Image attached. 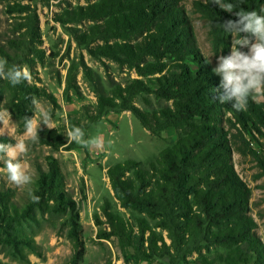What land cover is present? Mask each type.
I'll use <instances>...</instances> for the list:
<instances>
[{
  "label": "trees",
  "instance_id": "obj_1",
  "mask_svg": "<svg viewBox=\"0 0 264 264\" xmlns=\"http://www.w3.org/2000/svg\"><path fill=\"white\" fill-rule=\"evenodd\" d=\"M226 2L234 4V12L243 8L259 13L264 8V0ZM195 9L209 21L214 53L229 55L232 34L219 25L236 19L234 12L220 9L211 0L195 2ZM64 17L61 19L68 22L92 23L76 39L93 57L107 58L138 75L125 85L116 84L110 94L99 90L94 118L117 108L136 116L152 135L160 136L168 128L177 132L176 142L160 151L148 167L127 159L107 169L120 206L143 216L135 222L125 219L105 199L100 213L94 216L97 225L107 227L99 230L98 238L115 237L146 261L168 258V264H181L194 253L220 246L227 250L222 256L224 264H264V244L255 232L256 221L248 214L251 188L233 163L234 147L241 155H253L258 160L259 154L250 147L246 135L251 131L249 125L264 128V101L258 103L252 97L242 111L232 108L231 103L219 102L215 88L220 77L196 46L179 0H86L66 10ZM2 55L12 66L14 58ZM17 91L20 97L31 93L25 82ZM146 94L172 104L143 110L136 99L143 96L148 105ZM22 110L24 128L25 117L34 113L25 105ZM0 143L12 140L1 136ZM39 143L54 151L76 145L68 144L57 129L42 135ZM45 159L46 170L40 168L32 191L39 197L38 203L31 199L21 208L13 201L11 190L0 188V239L11 245L14 255H24L21 247L38 254V246L25 234L26 225L41 222L36 211L42 219L61 218L72 244L70 263L78 264L85 253L78 205L67 191L58 158L50 154ZM258 162L264 173V158Z\"/></svg>",
  "mask_w": 264,
  "mask_h": 264
},
{
  "label": "rangeland",
  "instance_id": "obj_2",
  "mask_svg": "<svg viewBox=\"0 0 264 264\" xmlns=\"http://www.w3.org/2000/svg\"><path fill=\"white\" fill-rule=\"evenodd\" d=\"M197 1L206 2L179 0V4L189 18L196 46L214 68L217 57L223 53H214L210 24L196 11ZM85 3L86 0H0V58H4L2 52L7 53L14 58L10 64L27 66L31 72V80L25 81L31 93L25 97H20L17 91L20 84L13 86L8 80L0 79V109H8L11 113L10 121L0 123V137H9L15 143L16 139L23 136L21 124L25 112L22 107L28 106L34 113L32 98L35 97L50 112L54 122L52 129H57L66 141L72 123L86 128V139L102 136L105 141L103 150L76 144L70 150L61 148L54 151L39 143V138L50 131L42 124L38 139L28 143L29 151L23 157L33 175V183L23 188L12 184L0 162V188L11 190L16 205L24 207L31 201L29 190L33 191L40 168L46 170V156L54 155L65 175L67 191L77 202L79 221L83 227L85 253L78 264H168V258L142 260L132 247L120 243L117 238L100 239L97 236L99 230L107 229L105 224L97 225L94 220L105 199L111 202L112 210L125 219L135 222L137 217L143 216L120 206L114 197L107 169L127 159L141 161L148 167L160 151L176 142L177 132L174 128H168L160 136L152 135L136 116L117 108L108 109L99 119L94 118L99 90L110 94L116 84L125 85L138 78V75L134 70L121 67L112 60L93 57L89 48L77 41L76 35L87 30L92 23H73L61 18H65L66 10ZM259 14L264 15V8ZM244 35L241 33V36ZM237 38V34L233 33L230 51L233 40ZM241 50L247 51V48ZM71 69L73 72L68 87ZM144 96L150 103L147 105L144 97L139 96L136 104L146 111L172 104L157 99L153 94ZM253 99L261 103L264 94ZM249 128L251 131L246 138L250 147L259 154L258 160H261L264 158V128L253 125H249ZM258 160L253 155H241L234 147L235 169L251 188L248 214L256 221L255 232L264 244V173ZM35 215L41 222L31 221L32 227L26 225L25 234L32 237L39 253L21 247L24 255H14L11 245L0 239V264H71L73 250L66 237L67 226H64V221L48 216L42 219L38 211ZM157 231L162 232L160 229ZM162 234L166 236V232ZM5 235L3 230L2 238ZM226 252L225 248L214 246L192 254L181 264H224L222 256Z\"/></svg>",
  "mask_w": 264,
  "mask_h": 264
},
{
  "label": "clouds",
  "instance_id": "obj_3",
  "mask_svg": "<svg viewBox=\"0 0 264 264\" xmlns=\"http://www.w3.org/2000/svg\"><path fill=\"white\" fill-rule=\"evenodd\" d=\"M220 9L233 13L234 4L226 0H211ZM236 19L220 23L219 27L226 33L237 34L233 40L229 55L217 57L216 66L212 72L220 77V83L215 92L221 104L231 103L237 111L246 110L249 99L264 94V15L256 11L239 8L234 12ZM241 33L246 35L241 36ZM247 48V51H242ZM0 79L8 80L13 86L31 80V72L27 66L12 65L0 58ZM34 114L24 119V133L15 143H0V162L3 163L8 180L17 187H25L33 183V175L28 170L23 157L27 155L29 142H35L41 125L49 130L54 127L51 114L35 97L32 98ZM11 120L8 109H0V123ZM67 142L82 145L96 150H103L104 138L95 136L85 138L84 129L71 126L67 131ZM33 202H39V197L29 190Z\"/></svg>",
  "mask_w": 264,
  "mask_h": 264
}]
</instances>
